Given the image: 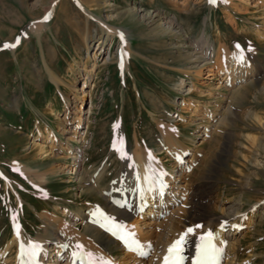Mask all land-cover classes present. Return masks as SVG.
<instances>
[{
	"label": "rangeland",
	"instance_id": "rangeland-1",
	"mask_svg": "<svg viewBox=\"0 0 264 264\" xmlns=\"http://www.w3.org/2000/svg\"><path fill=\"white\" fill-rule=\"evenodd\" d=\"M246 1L0 0V172L5 176L0 174V245L12 239V215L20 213L24 236L35 238L43 235L35 210L49 206L68 221L63 213L95 203L82 192L77 173L68 171L65 151L59 160L64 172L49 175L43 188L16 165L39 172L50 168L53 161H40L37 144L48 142L52 130L65 146L57 123L63 116L61 95L73 98L72 84L85 90L84 97L78 93L79 142L73 145L82 148L84 139L81 153L92 152L86 155L90 175L108 163L111 175L101 183L105 186L121 166L112 151L114 124H119L127 151L138 143L154 150L168 167L174 160L160 150L157 123L177 129L179 145L196 155L187 173L191 188L186 197L209 194L216 215L239 210L246 217L242 227L237 236L228 232L236 247L233 262L256 256L255 264H264V151L255 157L252 150L253 141L264 145V67L248 83L225 87L223 82L224 53H233L237 44L253 67L264 66V0H248L243 7ZM106 15L112 16L109 25L129 31L132 44L123 69L117 37L103 35L99 47V23L106 22ZM167 27L174 35L164 32ZM203 32L216 51L212 61L189 54ZM17 37L15 48H4ZM82 68L92 69L87 80ZM203 126L208 127L206 139L200 136ZM74 223L81 231L79 221ZM97 243L102 246L103 239Z\"/></svg>",
	"mask_w": 264,
	"mask_h": 264
},
{
	"label": "bare ground",
	"instance_id": "bare-ground-1",
	"mask_svg": "<svg viewBox=\"0 0 264 264\" xmlns=\"http://www.w3.org/2000/svg\"><path fill=\"white\" fill-rule=\"evenodd\" d=\"M247 1L243 4V7L248 5ZM146 16L152 19L155 17H150L149 14H146ZM111 17L112 16L106 15V22L99 23L101 27L99 47L103 44V35H105L106 38L109 36L117 37L119 42L120 35H123V49L127 56L128 51H126V48L127 46L130 47L132 44L129 38V31L109 25L108 23ZM171 31L172 30L167 27L164 32L167 34L172 33ZM193 45V53H189L188 51L193 59H203V61H210L211 59L212 61V57L215 56L216 51L212 43L206 38V33H204L202 37L198 36ZM210 54L211 56H209ZM241 54L244 57L243 64L237 63L235 59V57ZM126 56L124 57V64H126ZM224 57L225 77L223 82L225 83V87L226 85L232 86L250 82V79L253 80L259 70H262L264 67H253L250 59L247 55L245 57V52L242 49L239 52L237 49H234L233 53H224ZM232 66L234 69L231 68L233 70H230ZM82 71V77L85 76V80L92 74V69L86 70L82 68ZM71 73L73 74L74 72L71 71ZM76 74H78V72ZM54 82L58 86L57 79H55ZM86 84L87 82H84L83 86L86 87ZM69 87L71 90L70 94L73 98L70 99L69 95H61L63 116L61 118L57 117L59 119L57 124L60 127L62 126V129L60 128L61 134L65 135V146H62V142L57 139L56 133L51 130L49 136L46 138L48 142L37 144V146H39V152L43 155L40 161L42 163L53 161L50 168L46 171L39 172L31 171V169L25 166L21 167L19 163L16 165L21 168L25 175L32 176L43 188L49 175L51 176L55 172H64V164L60 165L59 160L60 154L63 153L62 151H65L67 156L66 159L69 162L68 171L77 173L78 179L80 183H82V192L91 195L95 203L91 204V206H87L86 210L77 208L72 211L70 210V212L67 211L63 213L67 218H71V220L68 221H65L63 217L55 215V208L51 207L49 209V206H46L40 213L35 210L36 217L41 222L40 228L43 229V235H39L35 238L29 234L24 236V223L22 222L23 219H21L20 213L15 215V222L10 218V221H12V229L9 231V235L12 236V239L5 245H0L2 247L0 252V263L19 264V245L20 243H24L25 247H27L28 241L31 240L40 243L44 249L43 253L37 257V264H72L71 252L74 250L73 245L76 243L82 244L85 251L103 255L106 259H110L113 264H163V256L167 254V248L171 243L178 239L179 235L185 231L187 227L193 226L195 223H201L203 228L197 229L196 235L212 230L217 238L213 241L214 244H216L218 248H223L219 264H238L233 262L235 257H237V253L235 250L236 247L233 248L234 240L229 238L231 236L228 232L234 231V234L231 235H236L239 232L238 228L242 227V222L246 217L240 214L239 210L235 209L230 211L226 210L222 215L212 214V208L210 207L211 198L209 194L197 192L192 194L191 198L186 197V194H188L191 188H189L190 182L188 181L189 175H187V173L192 172L196 161V155L188 152L187 149L179 145L177 138L180 132L177 129L173 131L174 128L166 127L163 123H157V128L161 133V140H159L160 150L161 152L165 151L169 157L174 160V164L168 167L167 164H164L162 160L159 159L154 150L143 149L138 143L136 144V149L131 152L127 151L125 148V137L121 129L119 127L115 129L113 141L115 140L117 148H120L121 151L130 158L121 159L120 155L115 150H112L115 152L117 161L121 162V166L114 168V178L112 177V180L104 186L101 183L111 175L108 168L109 164L105 163L101 165L98 169L93 171V173L95 172L94 174L90 175L89 170L86 168L88 162V159L86 160V155L92 152L85 150V152L81 153L82 149H86L84 139H82V148L73 145L74 142H79L77 138L78 131H76L77 127L80 125L81 119V108L77 105V102H79L78 93L84 97L85 90H83L84 88L80 89L73 86L72 84L69 85ZM70 100L72 101L73 112L71 111L72 109H70ZM79 103H81V101ZM205 113L206 118H208L210 116V111L206 110ZM71 117L72 120L70 121ZM223 119L224 117L221 118L220 121L224 122ZM36 129H38V127H36ZM203 130L200 136L206 139L209 135L208 127L203 126ZM192 141L193 140L190 139V142ZM252 143L254 146L252 150L255 149L254 152L256 153L254 155L257 157L258 151H264V145H262V143H255V141ZM196 151L198 150L196 149ZM149 153H151L153 158L152 168L157 171L163 170L167 173L164 180L169 187L166 190V195H164L162 199L156 192L147 194L141 198L140 194L133 190L136 174L140 176L144 175L148 165ZM82 156L83 159H80ZM177 157H179V160ZM0 174L2 177H5L2 172H0ZM113 181H116V183H113ZM121 181H123V183H121ZM118 189H123V191H118ZM99 199L103 200L104 204L99 203ZM113 201H119L120 204L124 206L120 207L113 203ZM96 207H100L106 214L114 216L117 223L124 224L126 226V231L132 233L134 239L141 245H148L150 243L151 250L149 251L145 248L148 254L141 256L134 251L127 250L120 240L91 223L92 217L90 213ZM139 207H142L143 210L139 211ZM254 207V204L251 205L249 211H252ZM260 218H262V214ZM76 220H78L79 224L82 226L81 231L74 228V222ZM222 221H227L224 229L220 228V223ZM233 225L236 227H233ZM17 230L19 231V238L17 237ZM99 239H103L104 244L102 246L97 243ZM190 240H194V237L190 238ZM62 244H68V249L65 250L59 247V245ZM109 245L112 246L109 247ZM50 253H53L51 257L52 260L49 258ZM191 254H194V243H190L184 253L186 257H190ZM256 262V256H252L250 259L242 261V264H255ZM183 264H191V259H185Z\"/></svg>",
	"mask_w": 264,
	"mask_h": 264
},
{
	"label": "snow or ice",
	"instance_id": "snow-or-ice-1",
	"mask_svg": "<svg viewBox=\"0 0 264 264\" xmlns=\"http://www.w3.org/2000/svg\"><path fill=\"white\" fill-rule=\"evenodd\" d=\"M210 5H215L216 0H208ZM51 17V13L43 17V22H47ZM123 35H120L121 48L119 50L120 63L119 67L123 69L124 66V57L126 53L123 49ZM20 43V37H17L15 44H5L4 48H15ZM237 51L240 50V45H235ZM251 51V49H248ZM236 62L239 64L244 63L243 55L235 57ZM119 125L114 124L113 129H117ZM175 131V129H173ZM122 142V141H121ZM113 149L120 155L121 159H129L120 148H117V143L114 140L112 144ZM179 160V157H177ZM153 158L151 153L148 154V165L145 169L144 175L140 176L136 174L135 176V186L134 191L140 194L143 198L147 194L156 192L160 197L166 195V190L168 189V184L165 182L164 177L167 176V173L163 170L157 171L152 168ZM116 183V181H113ZM123 183V181H121ZM118 191H123V189H118ZM113 203L123 207V204H120L119 201H113ZM92 219L91 223L98 226L104 232L111 234L113 237L120 240L125 248L129 251H134L138 255L144 256L148 253L145 251L147 248L151 250V244L141 245L137 240L134 239L132 233L126 231V226L122 223H117L115 217L112 215L106 214L101 210L100 207H96L90 213ZM11 219L13 222L16 220V216L12 215ZM227 221H222L220 223V228L224 229ZM233 227H236L233 225ZM203 228L201 223H195L193 226H189L183 231L178 239L174 240L173 243L167 248V254L163 256V264H183L185 259L190 258L191 264H219V259L222 255L223 248H218L214 244V240L217 239L212 230L203 232L200 235H196V230ZM17 237L19 238V231L17 230ZM194 237V240L190 238ZM190 243H194V254H191L190 257L184 255L187 246ZM223 243V242H221ZM62 249L67 250L69 245L62 244L59 245ZM73 251L71 252L72 264H113L110 259H106L103 255L94 254L91 251H85L84 247L80 243L73 245ZM44 249L40 243L28 241L27 247L24 243L19 245V264H37V257L43 253Z\"/></svg>",
	"mask_w": 264,
	"mask_h": 264
}]
</instances>
